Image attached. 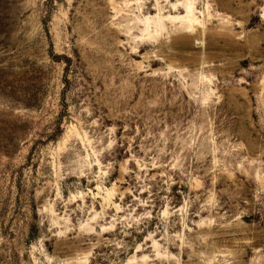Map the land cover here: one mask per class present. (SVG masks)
Instances as JSON below:
<instances>
[{"label": "rangeland", "instance_id": "obj_1", "mask_svg": "<svg viewBox=\"0 0 264 264\" xmlns=\"http://www.w3.org/2000/svg\"><path fill=\"white\" fill-rule=\"evenodd\" d=\"M0 264H264V0H0Z\"/></svg>", "mask_w": 264, "mask_h": 264}, {"label": "bare ground", "instance_id": "obj_2", "mask_svg": "<svg viewBox=\"0 0 264 264\" xmlns=\"http://www.w3.org/2000/svg\"><path fill=\"white\" fill-rule=\"evenodd\" d=\"M191 19H192V18L189 17V21H191ZM190 23H192V22H190ZM145 30L147 31V28H146Z\"/></svg>", "mask_w": 264, "mask_h": 264}]
</instances>
